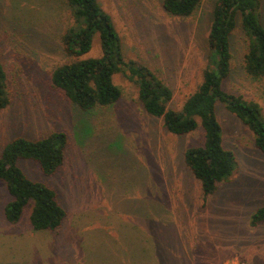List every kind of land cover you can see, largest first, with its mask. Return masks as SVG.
Masks as SVG:
<instances>
[{"label":"rangeland","instance_id":"374dc122","mask_svg":"<svg viewBox=\"0 0 264 264\" xmlns=\"http://www.w3.org/2000/svg\"><path fill=\"white\" fill-rule=\"evenodd\" d=\"M98 2L112 18L125 59L164 79L173 89L168 107L181 109L202 80L215 0H202L190 17L170 16L155 0ZM67 13L63 0H0V60L9 97L0 108V154L16 137L35 140L54 131L67 136L63 165L53 175H44L32 160H18L28 178L55 189L66 212L58 230H34L31 205L9 223L3 208L11 196L0 180V264H127L133 255H152L148 232L165 227L178 237H170L172 256L181 254L190 264L235 258L264 264V221L250 224L252 213L264 207V153L254 147L252 132L217 102L222 144L233 151L236 165L230 180L203 198L183 156L188 147L203 144L201 125L183 135L168 132L160 118L143 111L136 84L123 72L113 76L121 97L112 107L83 111L50 86L51 69L69 59L55 49ZM232 48L233 67L223 88L256 100L264 114V78L244 74L240 30ZM100 53L95 36L83 57ZM161 250L168 260V249Z\"/></svg>","mask_w":264,"mask_h":264},{"label":"trees","instance_id":"16d2710c","mask_svg":"<svg viewBox=\"0 0 264 264\" xmlns=\"http://www.w3.org/2000/svg\"><path fill=\"white\" fill-rule=\"evenodd\" d=\"M63 2L68 13L63 21L65 24L62 26L61 23L62 32L56 38L55 49L69 59L53 67L49 77L50 86L59 90L73 105L83 111L112 107L121 97V89L114 83L113 76L123 72L129 81L136 84L137 98L143 111L160 118L168 132L183 135L201 125L203 144L188 147L183 156L185 167L198 181L203 198L213 194L219 184L228 182L236 165L233 151L225 149L222 144L221 125L216 117L217 102L223 103L226 110L248 127L254 147L264 153V114L260 103L223 88V80L233 67L232 39L238 30L244 42L241 62L244 74L254 80L264 78V23L260 0H215L206 36L207 63L202 80L179 110L168 107L172 102L173 89L164 79L146 65L125 59L112 18L98 0ZM155 2L170 16L190 17L197 12L202 0ZM24 20H17L16 26L22 27L20 22ZM95 36L100 55L83 57L90 51ZM6 86L7 75L0 60V108L9 104ZM66 143V134L54 131L35 140L16 137L3 147L0 180L11 196L3 208V215L9 223L17 222L24 208L31 205L29 220L34 230H58L66 212L55 189L28 178L19 168L18 160H32L44 175H53L63 165ZM263 221L264 207H261L252 213L250 224L255 226ZM159 224L161 221L155 222V227ZM156 230L148 232V238L155 243L153 258L147 260L146 256L142 259L131 256L127 264H188V258L181 257V254L180 257L172 256L173 241L178 242L176 231L166 227L158 230L160 232ZM171 236L175 240L172 241ZM160 248L168 249V260Z\"/></svg>","mask_w":264,"mask_h":264},{"label":"built area","instance_id":"2783aa9c","mask_svg":"<svg viewBox=\"0 0 264 264\" xmlns=\"http://www.w3.org/2000/svg\"><path fill=\"white\" fill-rule=\"evenodd\" d=\"M223 264H247V263L235 258V260H232L230 263L224 262Z\"/></svg>","mask_w":264,"mask_h":264},{"label":"crops","instance_id":"0c3cea01","mask_svg":"<svg viewBox=\"0 0 264 264\" xmlns=\"http://www.w3.org/2000/svg\"><path fill=\"white\" fill-rule=\"evenodd\" d=\"M143 256L145 257H147V260H149V258H150V260L153 258V253H152V255L148 252L147 254H143ZM133 257H134V255H133ZM187 262H188V264H190V263H192V262H194V261H191V259H188L187 260Z\"/></svg>","mask_w":264,"mask_h":264}]
</instances>
